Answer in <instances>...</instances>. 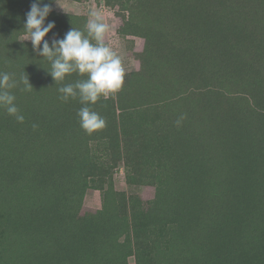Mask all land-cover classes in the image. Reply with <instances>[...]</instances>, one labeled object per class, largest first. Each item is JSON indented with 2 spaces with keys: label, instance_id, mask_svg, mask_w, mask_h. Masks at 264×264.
I'll list each match as a JSON object with an SVG mask.
<instances>
[{
  "label": "rangeland",
  "instance_id": "374dc122",
  "mask_svg": "<svg viewBox=\"0 0 264 264\" xmlns=\"http://www.w3.org/2000/svg\"><path fill=\"white\" fill-rule=\"evenodd\" d=\"M35 2L0 0V72L15 81L9 91L24 116L19 122L0 107V264H264V102L253 114L244 101H224L222 109L213 105L226 121L223 127L202 120L201 109L211 99L202 89L213 76L204 78L206 61L211 72L228 67L224 61L230 56L223 47L202 53L198 43L211 27L204 8L219 6L218 0H44L51 7L45 24H55L45 37L50 46L74 28L87 35L90 13L99 11L110 26L105 43L126 69L121 91L88 105L106 121L92 134L81 128L77 115L85 105L79 98L60 99L58 91L87 77L73 73L56 83L50 62L26 39L27 13ZM235 3L245 10L248 28L238 31L237 72L223 76L220 85L233 94L250 85L264 97V42L251 50L264 40V0ZM188 6L198 12L193 21ZM255 32L253 44L247 39ZM213 35L209 31L211 41ZM228 38L223 44L232 45ZM239 109L242 113L231 114ZM220 136L240 143L231 146L234 156H226ZM198 141L206 148L198 155L209 159L207 168H218L212 176L218 184L206 187L203 198L190 197L191 210L195 218L210 221L193 229L185 224L189 209L174 204L143 218L131 214L134 201L119 195H139L146 205L155 197L157 182L127 180L124 157L167 162L171 181L181 185L172 192L185 202L204 179L198 175L180 183L187 169L192 171L190 162L183 166L180 161H190L191 146ZM107 190L109 209L99 217ZM175 212L179 218L172 216ZM137 253L143 255L140 263Z\"/></svg>",
  "mask_w": 264,
  "mask_h": 264
},
{
  "label": "trees",
  "instance_id": "16d2710c",
  "mask_svg": "<svg viewBox=\"0 0 264 264\" xmlns=\"http://www.w3.org/2000/svg\"><path fill=\"white\" fill-rule=\"evenodd\" d=\"M219 2V6L214 5L211 8H209L208 6L206 8H204L203 14L209 16L211 23H209V21H207V25L209 28V30H204L201 32V34L198 36L199 41L196 39V41H198V43H200V48L202 49V53H210L211 51L214 52L213 50L216 48H228L230 50V56L228 58L225 59V64L228 67H223L220 66L218 67V69L216 70H210V60L208 59L206 61V65L204 67V78L206 79L208 74H213V76L210 77V79H207L208 81H205V84L203 86L202 89V93L203 95H208L211 96L208 98L207 102L209 105H207V107L201 109L205 112L204 118L202 119L203 121L208 122V124L213 123L212 125H222L225 126V122H223V120L217 115V110L220 108L222 109L223 106V102L225 101H244L246 102V104L248 105V107L250 108V113H255L256 111L258 112L259 109L262 108L261 104L264 102V97H261L263 95L262 92H258L255 93L253 92V90L250 89V85H246L247 88H243L241 94L237 93V94H233V92H231L230 90H228L227 86L224 85H220V81H222L221 79L223 78V76H225L228 73H236V68H235V64L234 62H236L237 60H239V44L240 42H238V31L239 28L241 30H243V28L245 30H247L248 25H247V20H243L242 18L244 16H246L247 14L242 13L243 8H241L238 4H236V0H218ZM185 7V6H184ZM188 8V10H187ZM186 8L188 15L191 17V21H193L195 18L198 16V12L195 11L192 6H188ZM209 8V10H208ZM213 31L214 32V41H211V39L209 38V31ZM252 35V36H251ZM247 40H249L251 43L255 44L256 42V37L257 34L252 33ZM231 37L233 38L234 43L232 45H226L223 44L226 39L228 40ZM263 41L259 42L256 46H254L253 48H251V50L257 51L258 49L263 47ZM264 48V47H263ZM209 61V62H208ZM212 61V60H211ZM214 72V73H213ZM247 89V90H246ZM251 92V93H249ZM242 95V96H241ZM207 96V97H208ZM224 102V103H225ZM213 105H215L218 109H215V107H213ZM229 113V112H228ZM228 113L225 114L224 118H228ZM238 113H242V110H233L232 111V115H236ZM259 113V112H258ZM195 115V113H194ZM244 114H240V116L242 117ZM262 118L264 119V115L262 116ZM191 121H190V125H191ZM199 125H203V123H200ZM197 124H193L192 127L194 128H198ZM200 129V127H199ZM203 134H209L208 131H203ZM188 132V131H187ZM212 132V131H211ZM189 134V132H188ZM190 135V134H189ZM195 137L199 136L200 134H193ZM224 135V134H223ZM216 135H213V137H215ZM191 137V135H190ZM221 137V136H220ZM222 138V137H221ZM223 139V138H222ZM214 140V139H213ZM224 140V153L226 154V156L228 155H232L234 156V152L231 146L236 145V144H240L238 141L233 142L232 144H229L228 142ZM217 141L215 140V142L212 141V148L210 151L215 152L213 150H215L218 145H217ZM202 150H206V148H204V146H202V143L200 141H198L197 143H193V146H191V154H190V161H185L182 160L180 161V164L185 166L187 165V163H189L190 168L192 169V171L187 169L186 174L183 175V179L182 181L180 180V183L185 182L187 179H196L198 175H202L204 177L202 185L200 184L198 189H191V191L189 192V194H187V199L184 202V199L176 196V192H172L173 189L177 190L179 189V187H181V185H179V183H174L173 181H171L170 176L168 175V169H166V165L167 162L165 163H157L155 164L154 162H150L148 160H146V162H137V161H133V159L130 157L126 158V156L124 157V167H125V171H126V178L127 180H135L136 182L142 183L144 181V179H148L151 180L152 183L157 182L156 184V193H155V197L153 200H151L150 202H148L146 205L142 203V201H140V196L139 195H133L131 197H128L126 194H120V199H129V200H133L134 204L132 205V210H130L129 212H131V214L137 216L138 218H143V217H147L149 215H154V213H156L157 209L159 207H164V205H175L176 207L178 206H185V208L187 207V209H189V211H186V215L187 218L185 219V224L190 225L191 228H195L198 229L201 227L202 223L205 221H210L208 220V218H195V214L194 212L191 210L193 205H192V199L194 196L197 195V197L199 198H203V194H205V190L206 187L211 188L213 186V184L215 183L216 185L218 184V182H215L212 179L213 174L218 172V168L216 166H214V168H207V164L209 163V159L207 158H202V156L198 155ZM211 153V154H212ZM126 155V154H125ZM187 154H186V158H187ZM181 159H185V155H183V157ZM180 159V160H181ZM171 165L173 166V170H176L177 166L175 164V162H170ZM115 165V164H114ZM181 166V167H183ZM147 172H152V175L148 176H144V173ZM191 172V173H190ZM195 173V174H194ZM214 174V176H215ZM137 177V179H136ZM229 181V179H227V182ZM191 197V198H190ZM205 202L206 203H210L209 201L211 200L208 196H205ZM109 203H110V195L108 193V190L105 191L104 194V210L101 212H98V216L102 217L105 216L106 213L108 212L109 209ZM118 203V201H117ZM202 201L199 202V205L201 206ZM117 206L120 207V205L118 204ZM208 208H212L210 206H205ZM203 207V208H205ZM80 209V208H79ZM194 209V208H193ZM205 212H208L205 211ZM124 215H128V211L125 208L124 209ZM86 216V215H85ZM172 216L179 218V213L175 212L172 214ZM87 217V216H86ZM202 221V222H201ZM164 229H166L164 227ZM154 242V241H151ZM135 257L137 259V262H142V254H135ZM186 257V255H184V257L182 258V260H184V258Z\"/></svg>",
  "mask_w": 264,
  "mask_h": 264
},
{
  "label": "clouds",
  "instance_id": "9594fccd",
  "mask_svg": "<svg viewBox=\"0 0 264 264\" xmlns=\"http://www.w3.org/2000/svg\"><path fill=\"white\" fill-rule=\"evenodd\" d=\"M43 5V7H41ZM51 7L38 0L31 5L27 13L24 30L26 39H30L33 48L40 56L51 64L49 73L55 82H63L66 77L76 73L86 76L74 84H65L58 91L60 99L68 101L79 98L84 107L78 110L80 126L92 134L106 127L105 119L88 105L96 104L101 98L107 100L121 91L126 82V69L122 59L105 43L110 26L99 11H92L85 25L87 35L74 28L62 39H53L51 46L45 37L55 28L54 22L45 24ZM43 42V43H42ZM42 44V47H41ZM26 89L33 86L27 77L24 78ZM16 87L10 74L0 72V107H4L9 115H14L19 122L24 116L15 105L16 97L9 91Z\"/></svg>",
  "mask_w": 264,
  "mask_h": 264
}]
</instances>
